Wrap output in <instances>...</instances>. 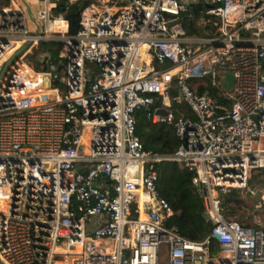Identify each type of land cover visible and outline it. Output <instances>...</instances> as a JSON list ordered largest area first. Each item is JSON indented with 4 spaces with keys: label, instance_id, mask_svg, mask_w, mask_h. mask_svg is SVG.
Returning a JSON list of instances; mask_svg holds the SVG:
<instances>
[{
    "label": "built area",
    "instance_id": "built-area-1",
    "mask_svg": "<svg viewBox=\"0 0 264 264\" xmlns=\"http://www.w3.org/2000/svg\"><path fill=\"white\" fill-rule=\"evenodd\" d=\"M61 1L79 0H0V264H264V225L221 204L240 190L264 207L249 184L264 175V0H100L112 6L90 2L74 35L50 27L67 23ZM198 4L206 36L181 21ZM41 41L56 55L28 60ZM204 76L214 94L189 81ZM43 81L54 96L41 102ZM175 82L191 115L172 105ZM138 109L172 126V153L144 148ZM163 161L191 173L202 240L167 225Z\"/></svg>",
    "mask_w": 264,
    "mask_h": 264
},
{
    "label": "trees",
    "instance_id": "trees-1",
    "mask_svg": "<svg viewBox=\"0 0 264 264\" xmlns=\"http://www.w3.org/2000/svg\"><path fill=\"white\" fill-rule=\"evenodd\" d=\"M90 3V0H79L66 6L65 1L57 4L55 12L62 13L68 26V34L74 35L77 32L80 12ZM201 4L192 5L189 9V15H183L182 24L188 35L206 36L204 30L211 34L215 30L210 22H203L202 26H196V20L200 18L199 9ZM58 46L56 41H44ZM52 56L55 53L51 50ZM191 83H197V91L201 92L209 89L214 94L215 89L210 87L209 76L202 78H191ZM202 82L206 83L202 85ZM177 89L175 82L170 89L172 105L179 108L185 115H191L190 109L184 104H176L171 91ZM135 132L141 140L145 149L152 150L162 154L172 153L178 143L177 137L171 125L166 123H155L147 117L142 109L134 113ZM158 174L157 190L161 197L165 198L173 209L172 216L168 219L167 225L174 226L178 232L185 238L199 241L202 240L209 231L210 224L204 220V204L202 198L196 192L191 183V173L182 168L175 162L163 161L156 165ZM225 195L224 197H226ZM229 196V195H228Z\"/></svg>",
    "mask_w": 264,
    "mask_h": 264
},
{
    "label": "rangeland",
    "instance_id": "rangeland-1",
    "mask_svg": "<svg viewBox=\"0 0 264 264\" xmlns=\"http://www.w3.org/2000/svg\"><path fill=\"white\" fill-rule=\"evenodd\" d=\"M21 1V0H17ZM5 4L9 3V0H5ZM90 2L96 4L98 7L103 8L104 6H112L111 2H103L101 3L100 0H90ZM22 3V2H21ZM20 5L22 6L23 4ZM118 4L114 6L116 7ZM23 7V6H22ZM203 20L197 19L196 20V26H202ZM53 25H56V27H61V29H65V23H62V21H54L52 23ZM29 28L33 31L34 25L31 21H28ZM200 28V27H199ZM207 32V31H206ZM205 33V30H204ZM51 50H54L53 56L56 55L57 51V45L52 46L50 43H46L44 41H41L37 44V46L31 51V53L27 56V59L30 61H36V58L38 57V54L46 51L49 53H52ZM88 71H93L96 73L98 71V66L95 64L89 65L87 67ZM178 86L177 89L174 88V90L171 91V94L173 96H178ZM250 185L255 186L258 190H264V175H260L259 173L253 175L250 179ZM229 195V196H228ZM226 197L221 198V204L224 209L225 215L238 221H244L249 223L259 222L264 225V207L260 209H256L254 207V200L252 198L245 197L240 190H233L228 194ZM205 207V206H204Z\"/></svg>",
    "mask_w": 264,
    "mask_h": 264
},
{
    "label": "bare ground",
    "instance_id": "bare-ground-1",
    "mask_svg": "<svg viewBox=\"0 0 264 264\" xmlns=\"http://www.w3.org/2000/svg\"><path fill=\"white\" fill-rule=\"evenodd\" d=\"M33 3H35L34 1H33ZM57 19H61V18H57ZM61 20H63V19H61ZM55 21V20H54ZM64 21V20H63ZM62 21V22H63ZM53 22V21H52ZM51 22V23H52ZM65 23H66V21H64ZM66 26H67V23H66ZM50 27H51V29L52 30H54V31H57L58 29H61V27H56L55 25H51L50 24ZM66 28V27H65ZM52 97V96H54V92L52 91V90H49L48 89V83L46 82V81H43V86H42V90H41V92L40 93H38V97H39V100L42 102V101H45L46 99H47V97Z\"/></svg>",
    "mask_w": 264,
    "mask_h": 264
},
{
    "label": "water",
    "instance_id": "water-1",
    "mask_svg": "<svg viewBox=\"0 0 264 264\" xmlns=\"http://www.w3.org/2000/svg\"><path fill=\"white\" fill-rule=\"evenodd\" d=\"M214 44H217V43L214 42ZM7 64H8V63H7ZM224 81H225V84L223 85L224 88L231 87L232 84H233V77H232V74H231V73H225V74H224ZM247 196H248V197L250 196L249 191L247 192ZM254 199H255V200H259V199H260V191H258V192L255 194Z\"/></svg>",
    "mask_w": 264,
    "mask_h": 264
},
{
    "label": "crops",
    "instance_id": "crops-1",
    "mask_svg": "<svg viewBox=\"0 0 264 264\" xmlns=\"http://www.w3.org/2000/svg\"><path fill=\"white\" fill-rule=\"evenodd\" d=\"M58 20L60 21L61 19H56V21H58ZM61 21H63V20H61ZM53 22H54V21H53ZM53 22H52V23H53ZM52 23H51V25H52ZM62 23H65V22L63 21ZM65 24H66V23H65ZM55 26H56V25H55ZM65 27H66V25H65ZM182 113H183V112H182Z\"/></svg>",
    "mask_w": 264,
    "mask_h": 264
}]
</instances>
